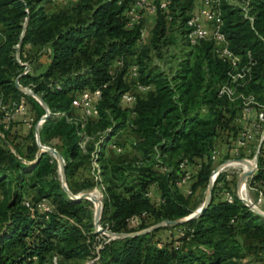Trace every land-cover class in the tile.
Segmentation results:
<instances>
[{"label": "trees", "instance_id": "1", "mask_svg": "<svg viewBox=\"0 0 264 264\" xmlns=\"http://www.w3.org/2000/svg\"><path fill=\"white\" fill-rule=\"evenodd\" d=\"M55 1L0 0V99L12 108L22 102L25 109L17 114L20 117L34 114L29 129L12 119L4 129L0 111V264H46L53 254L65 260H91L85 264H264V217L243 205L222 173L198 217L136 236L99 240L90 202L68 199L55 159L43 152L34 161V125L45 110L14 85L22 71L17 60L27 62L28 71L18 83L49 111L38 129L39 142L62 157L65 183L72 193L96 186L93 178L78 174L81 168L91 167L92 153L99 163L98 156L110 139L123 129L131 132V154L139 160L99 165L103 228L126 234L185 217L193 210L190 194L207 184L217 164L210 158L211 150H219L218 163L232 157L241 127L237 95H252L264 104V0H212L229 51L239 67L250 66L248 81L235 87L231 99L219 95V90L233 67L216 54L212 41L195 46L186 41V20L197 0H172L166 10L151 16L154 25L146 47L141 44L146 22L126 28L124 5L118 0H76L67 5L59 1V9L48 12L45 6ZM172 23L177 24L187 49L166 71L152 60H160L162 47L171 42ZM43 54L49 61L39 71L42 65L37 58ZM117 59L135 63L137 82L149 86L145 91L131 89V108L119 104L120 95L130 89L122 79L123 71H108ZM96 88L101 89L98 115L73 120V102L80 92ZM113 144L123 151L122 145ZM260 150L264 154V144ZM184 159L191 165L190 179L177 186L178 165ZM155 161L167 171L160 172L153 166ZM263 162L259 156L257 165ZM258 180L264 187L263 170L251 179ZM186 188L190 193L184 192ZM225 192L231 193L232 203L224 200ZM41 199L54 204L47 217L30 213L21 204ZM176 228L183 229V235L176 238L169 231L167 238L161 237V232Z\"/></svg>", "mask_w": 264, "mask_h": 264}, {"label": "built area", "instance_id": "2", "mask_svg": "<svg viewBox=\"0 0 264 264\" xmlns=\"http://www.w3.org/2000/svg\"><path fill=\"white\" fill-rule=\"evenodd\" d=\"M74 1L76 0H60V3L61 5H67ZM171 1L172 0H118L117 4L124 5L123 15L125 19V27L131 29L136 26L144 25L147 17L153 16L158 10H166L169 7ZM221 24L222 20L220 18L217 5L212 0H197L191 13L189 14V17L186 20V41L190 46L198 45L202 41H212L215 45L216 54L233 67V73L230 74L228 82L223 84L219 90V95L225 94L231 99L235 95V87L243 86L248 81V79H245V77L248 74L250 66L247 64L239 67L238 59L234 57L229 51L224 35L220 32ZM17 61L28 66L27 62H21L20 60ZM115 69L123 71L122 79L126 85L130 87L129 90L123 92L120 95L119 104L123 109L131 108V104L134 102V96L131 92V89L145 91L149 89V86H143L137 82L139 72L138 66L135 63H125L121 59H117L108 66V71L110 74H112ZM27 71H24L22 68V71L18 76L25 74ZM105 85L106 84L102 86L105 87ZM237 96L241 99L238 109L239 115L241 117V127L237 133L233 148L231 150L232 157L218 163L217 159L220 152L216 148H213L210 153V158L212 161L217 163L215 167H218L219 169L214 176L210 177L213 178V183L219 173L224 174V177L228 179V174L224 173L226 167L234 165L242 166V163L236 162L234 159H246L248 157H252V160H248L253 163L251 168L252 173L246 178L243 184L246 188V192L249 190L255 192L256 194V202H252L249 197L248 200H250V202L256 208H258L259 204H263L264 207V187L261 185L262 182L261 180L251 181L253 175L258 170L264 171V162L262 165H257V158L259 156H262L264 160V154H262L260 150L261 145L264 144V104L258 103L252 95L244 96L243 94L239 93ZM100 98V88H96L92 91L85 90L80 92L76 100L73 102V108L81 113V118L74 117L73 120L84 121L85 119L96 117L98 115L97 103ZM24 109L25 106L22 102L12 108L9 105L4 104L0 99V111L3 115L1 124L3 125V128L7 129L10 119H12L14 115L22 113ZM55 115L61 116L62 113H56ZM33 118L34 114L30 113L27 120L24 121L28 127L31 126V120ZM42 122L43 120L41 117L35 123L34 128L37 127L39 129ZM86 140L87 137H84L81 144L83 145ZM110 145L115 149L116 153L122 151V149L120 147H116L113 142L110 143ZM96 157V153L93 152L90 168L93 179L100 182V169L98 163L96 162ZM228 160L233 161L227 162ZM153 166L158 168L162 173L167 171V167L161 165L159 161H155ZM190 166L191 165L186 159L179 163L178 169L181 175L176 181L177 186H184L189 181L191 175ZM198 166L199 163L195 165V167ZM243 171H245V169H243ZM122 175L124 177L129 176L127 172H123ZM238 187L236 194L238 193ZM101 190H103L102 185ZM188 193H190V191H188ZM146 195L150 196L151 192L147 191ZM98 197L102 198V193H99V191ZM223 197L227 203H232L233 198L230 192H225ZM21 204L30 213L38 212L44 214L46 217L55 210L54 204L47 199H41L33 204L27 200H24L21 202ZM262 212H264V210ZM181 235H183V233H181Z\"/></svg>", "mask_w": 264, "mask_h": 264}, {"label": "rangeland", "instance_id": "3", "mask_svg": "<svg viewBox=\"0 0 264 264\" xmlns=\"http://www.w3.org/2000/svg\"><path fill=\"white\" fill-rule=\"evenodd\" d=\"M45 9L48 11V9H50V6L46 5ZM153 25H154V20H152V22H150V23H146L144 26L141 44L144 45L145 47L149 44ZM169 31H170L169 32V40L171 42H169L166 46L162 47V50H161L162 55H161L160 60H154V59L152 60L154 65L156 64L157 66H159L160 68H162L166 71L169 69V67L171 65H174L176 59L178 57H180L182 55L183 51H185L187 49V45H186L185 40L182 39L181 37H179V35H178L177 24L172 23L171 25H169ZM44 67H45L44 65L40 66L39 71H43ZM23 124H25V123H23ZM26 129H28V128H26ZM131 139H132V135L128 129H123L122 131H120L116 136H114L112 139H110L109 144L104 146L102 155L98 156L100 158L99 163H98V161H96L98 163V165H101V163H105V162H109V161L126 160V161L130 162V161H132L131 159L138 161L139 156H137L135 153L133 155L131 154L132 153V149L130 147ZM112 142H115L116 144H118L120 146L122 145L123 151L119 154L113 152L112 147L110 145V143H112ZM246 159L252 160V157H248ZM242 172H243V168L240 165H236V166L234 165V166H230V167L225 168L224 173L228 174L229 183H230L231 189L233 190V193L235 195H236V191H237V183H238V180H239ZM78 174H79V177L82 179L83 178H90V179L93 178V175L91 173V168H89V167L81 168L78 171ZM92 181H96V180H92ZM96 182H97L96 186H94L92 189L80 190V191H77L73 194H79V193H83V192H94L96 190H98L99 193H102L101 185L103 186V184L98 182V181H96ZM81 183H82L81 180H79L78 184H81ZM206 188H207V184L204 187H201L199 190L194 191L190 194L192 204H193L192 212L195 211L204 201L205 194H206ZM183 190L185 193H188L189 188H186ZM247 194H248L249 199L252 202L257 201L255 192L248 190ZM99 200L101 201L102 198L100 197ZM89 207L92 210V225H93V228L95 231V229L97 227H95L93 224V214H94V209H95L94 204L92 202H90ZM258 208L263 211L264 210L263 204H259ZM100 214H101V211H100ZM99 220H100V217H99ZM97 226L99 228L106 229V228H103L101 226L99 221H98ZM130 227H133V226L130 225ZM106 230H108V229H106ZM169 231L176 238L179 237L182 232H184L183 229L176 228V229L161 232V237L163 239L167 238V236L169 235ZM96 233H98V232H96ZM98 234L100 235L99 240H101V238H104V239L108 238L107 236H105L101 233H98ZM86 262H91V260H85V261L84 260H65V259H62L61 257L53 254L46 261V264H85Z\"/></svg>", "mask_w": 264, "mask_h": 264}, {"label": "water", "instance_id": "4", "mask_svg": "<svg viewBox=\"0 0 264 264\" xmlns=\"http://www.w3.org/2000/svg\"><path fill=\"white\" fill-rule=\"evenodd\" d=\"M19 44L20 43H18L16 45V56L18 55ZM19 65L22 66L24 71H27L28 66L26 64L19 63ZM18 78H19V76H17L15 78V80H14V85H15L16 89L18 91L22 92V93L28 94L31 97H33L44 108L45 114L42 116V120L44 121L47 118L48 114H49L48 109L43 104L41 99L39 97H37L31 90L22 87L18 83ZM34 137H35V142H36V145H37V152H36L34 161L43 152H46V153L50 154L55 159V161L57 163L59 181H60L61 187H62L64 193L66 194V196L68 197V199H70L71 201H75V202H79V201H82V200H87V201L92 202L94 204V206H95L94 214H93V224H94L95 227H97L95 229V231L107 236L110 239L122 238V237H131V236H136V235H140V234H144V233L150 232V231H152V230H154L156 228H159V227L180 225V224H182V223H184L186 221H189L191 219H194V218L198 217L203 212V210L208 206V204L210 202V199H211L212 187H213V178H211L210 176H214L218 172V169H219L218 167H215L211 171L209 179H208V183H207V188H206V194H205L204 201L202 202V204L195 211H193L189 215H187L185 217H182V218H179V219L164 220L162 222H159L157 224H154V225H152V226H150V227H148L146 229H142V230H139L137 232L126 233V234L114 233V232H110V231H108L106 229L99 228L97 226L98 225V221H99V217H100L101 207H102V204H101V201L99 200V197H94V199H92L93 198L92 197V192H83V193H79V194H73L66 186L65 179H64V170H63L64 161H63L62 157L60 156V154L58 153V151L56 149L52 148V147H48V146L40 144V142H39V133H38V128L37 127L34 128ZM11 151H12V153H14V155H16L13 150H11ZM22 161L24 163H29V162L24 161V160H22ZM34 161H32V162H34ZM231 161H233V160H228L227 162H231ZM234 161L240 162V163L248 162V160L244 159V158L234 159ZM251 173H252V169H248V170L243 171L242 174L240 175L239 180H238L237 187L239 186L240 183L244 182L246 180V178ZM236 196L243 203V205L245 207H247L250 211H252L256 215L264 217V212H262L261 210L256 208L250 202V200H248L246 198H243L238 193L236 194ZM95 202H97V204H98L97 207H96Z\"/></svg>", "mask_w": 264, "mask_h": 264}, {"label": "crops", "instance_id": "5", "mask_svg": "<svg viewBox=\"0 0 264 264\" xmlns=\"http://www.w3.org/2000/svg\"><path fill=\"white\" fill-rule=\"evenodd\" d=\"M59 1H60V0H56L54 3L50 4V5H49V6H50V9H48V11L51 12V13H53V12H55L56 10H58V9H59V8H58V2H59ZM195 3H196V2H195ZM150 22H152V17H151V16H150V17H147V19H146V23H150ZM0 30H1V26H0ZM29 50H30V53H34V52H35V49H34V48H29ZM48 61H49V58H48V56L45 55V54H43L42 56H40V57L37 58V62L40 63L41 65H44V66L47 64ZM73 115H74L75 117L81 118V113H80L78 110H76V109L73 110ZM12 120H20L22 126L24 127V129H25V127L29 129L28 125L24 122L25 120H27V118H25V117H20V116H18V115H14V116L12 117ZM23 123H25V124H23ZM11 150H12V149H11ZM35 155H36V154H35Z\"/></svg>", "mask_w": 264, "mask_h": 264}, {"label": "bare ground", "instance_id": "6", "mask_svg": "<svg viewBox=\"0 0 264 264\" xmlns=\"http://www.w3.org/2000/svg\"><path fill=\"white\" fill-rule=\"evenodd\" d=\"M235 164V163H233ZM253 166V163L251 161H248L246 163H242V168L245 169V170H248V169H251ZM238 194L241 195L243 198H246L248 199V195H247V192H246V188L242 183L239 184V187H238ZM92 199H94V197H98V191H94L92 192ZM96 206H98L97 202H95Z\"/></svg>", "mask_w": 264, "mask_h": 264}]
</instances>
